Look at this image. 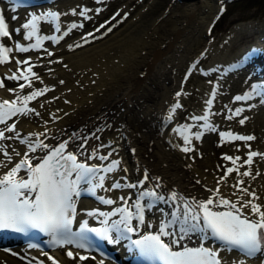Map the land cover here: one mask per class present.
<instances>
[{"label": "bare ground", "instance_id": "bare-ground-1", "mask_svg": "<svg viewBox=\"0 0 264 264\" xmlns=\"http://www.w3.org/2000/svg\"><path fill=\"white\" fill-rule=\"evenodd\" d=\"M145 3L146 1L136 0L122 6L114 15L108 14L109 23L96 33L97 38H89L88 43L82 40L86 30L92 28L94 32L106 21L100 24L94 21L92 25L79 28L77 35L75 31H72L57 44L43 41L39 49H30L25 53L13 51L10 54L14 57L10 58L9 62L0 65L2 76L0 103L9 97L13 99L19 97L22 101L23 95L29 94L33 89L44 86L52 88V91L37 97L28 104V107L40 113L39 116L35 115V112H30L26 116L18 114L0 123L3 129L15 123L16 130L20 133L19 138L0 140V146H9L8 153L12 157L9 161L3 154H0V176L19 162L27 151V145L21 144L20 140L30 132L44 131L45 127L49 129V138L45 142L58 146L73 133H76L78 138L81 132L93 133L103 126L104 130L97 133L99 140H90L89 148L100 143L116 142L118 156L122 161L121 168L127 169V172L120 171L114 174L117 178L127 176L130 182L136 183L142 178L143 170H148L149 181L138 188L98 190V194L115 200L116 203L113 205L96 203L98 201L93 200L92 197H80L77 201L79 202V219H93L94 217H89L87 212H89L88 208L96 204L99 205L96 211L103 208L105 212L113 207L124 206L119 197L124 196L129 201L131 195H127L128 192L136 191L133 194L135 195L140 189L151 190L152 185L156 183L151 177L155 176L160 177L162 187L158 191L161 193H170L174 189L186 197L197 199H206L211 195L208 189L215 190L217 181L224 175L226 167H233L231 161L222 162L220 157L213 153L215 143L220 139L216 138L217 131L205 130L201 139L196 140L194 133L198 131V127L189 130L188 134L192 135L190 146L193 151L185 153L181 151L182 136L179 132H173V128L184 125L185 120L196 112L204 111L207 107L206 99L211 98L213 85L217 88V95L211 108V112L215 113L212 115L213 126L251 132L255 137L253 141H241L240 144H236L237 140L225 141V154H231L233 157L239 155L241 159L237 163L243 164L248 152L245 144H250L251 149H257L258 153H264V104L260 103L259 98L253 96L250 101H246L247 104L255 106L251 109L245 107L246 110L239 117L226 118L231 114L227 108L231 109L239 104L231 98L232 95L238 91L250 90L252 74L248 76L247 72L251 71L248 67L224 71L225 67L235 63L236 55L248 46L245 41L239 42L244 33H252V39L260 41L264 47V17L235 23L228 31L213 36L209 33L212 29H208V26L213 18H216L223 0H189L184 3L174 1L171 6L149 22L144 17L142 18L144 15L142 6L145 7ZM50 4L56 6L62 14L60 17L62 28L66 27L67 23L81 20L78 15H71L72 9L102 8L98 3L97 5L90 4L89 0H54ZM149 4L152 6L155 0L147 1V5ZM92 14L94 12L89 13L93 18L96 13L94 16ZM8 15L19 17L15 21L9 18L10 16L6 19L10 29L12 28L10 30L12 36L22 37L23 33L18 34L13 31L25 22L26 16H24L22 7ZM47 24V22L41 23V35L46 34ZM108 28H111V31H108ZM4 40L7 41L6 46L14 48L12 39L4 38ZM69 44H82L83 46L69 49ZM49 48L51 50H48ZM45 50L51 51L54 55L48 57ZM29 58L36 65L33 71L39 75L40 80L30 77L33 80L32 88L26 87L20 90L17 81L9 80L6 76L11 75L9 74L10 69L16 70L15 61L17 59ZM49 60L53 63H49ZM57 60L61 62L56 63ZM191 61L193 65L189 77L201 67L214 65L215 69L202 76L195 84L190 85L189 77L181 83L182 71ZM258 61L262 65L261 72H264V56ZM24 67L21 65V70ZM61 80L64 81L63 84L59 82ZM9 89L16 91L10 92ZM177 92H183V95L176 97ZM174 100L179 101L181 108L176 111L175 118L169 120L167 116L170 103ZM245 116L248 119L241 125L239 120ZM45 121L48 123L45 124ZM5 134L15 136L14 133L6 132ZM76 145L77 140H71L66 153L75 152ZM101 151L106 152L108 149H101ZM17 152L20 153L19 156L16 155ZM43 153V151L29 153V156L33 157L32 163L37 160L38 155ZM115 158L116 156H113V159ZM253 159L252 176H256L257 169L261 174L255 179L242 175L239 179L244 181L241 187H248L249 190L255 189L260 197L258 203L264 205V158L258 155ZM78 160L84 162L83 154L78 157ZM90 162L101 163L95 159L88 161ZM247 168L248 166L244 165L239 171L243 173ZM18 176H25V170L22 169ZM237 179V173L234 171L226 180L220 181V195L235 201L239 191L231 185ZM197 180L201 183L197 184ZM111 182V179L107 180L105 187H110ZM233 192L237 195H232ZM247 211L245 209V212ZM168 212L169 206L159 203L147 210L145 223L157 226L161 218L168 215ZM168 239L170 240V237ZM192 240L201 241L198 235L191 234L181 242ZM15 249H18L16 255L0 249V264H27L26 260L20 258L24 256L40 258L44 264H52L47 256H52L58 264H97L100 260H103L104 264H115L108 259L97 257L95 260L87 259L82 262L78 257L72 260L66 255L69 251L67 248L56 247L48 252L29 247ZM42 253H47V255H42ZM221 256L227 260L235 257L236 253L222 252ZM258 262L254 261L255 264Z\"/></svg>", "mask_w": 264, "mask_h": 264}, {"label": "snow or ice", "instance_id": "snow-or-ice-1", "mask_svg": "<svg viewBox=\"0 0 264 264\" xmlns=\"http://www.w3.org/2000/svg\"><path fill=\"white\" fill-rule=\"evenodd\" d=\"M104 0H96V3L101 4ZM15 11V8H13ZM103 11L102 8L89 9L87 7L72 9L71 15L79 16V22L73 21L67 23L66 31H62L59 26L61 13L58 10H46L40 13H28L23 24L13 29L15 33H23V41H32L27 46H23L17 41L12 46H6L7 40L12 39V33L9 31V24L6 21L3 9H0V65L9 62L8 54L13 51L18 53L28 52L30 49H39L42 47L44 40H49L53 44L59 43L64 37L68 36L74 29L83 28L84 20H90L92 17L90 12L99 14ZM223 11V9H221ZM127 15V14H125ZM115 17H113L114 19ZM13 21L19 19L18 16L12 15ZM47 22L49 29L54 27L55 33L60 35H41V23ZM109 22L101 24L94 32L86 33L82 40L88 43L89 38H97L96 33L105 28ZM111 31V28L107 29ZM82 44H69L68 48L81 47ZM48 57H52L54 53L45 50ZM259 55H264V49L251 48L243 57V61L250 62ZM56 63L61 61L57 60ZM17 68L15 71L11 69V75L6 76L9 80L19 81L23 79L25 83H19L18 88L24 90L26 87L32 88L33 80H40L39 75L33 71L36 66L32 63L31 58L25 60L17 59L15 61ZM49 63H53L49 60ZM25 67L21 70L20 66ZM66 67V65H65ZM233 67H236L235 65ZM51 71V69H48ZM191 71V69L189 70ZM187 79V77H185ZM43 83V81H40ZM61 84L63 80L59 81ZM211 84V81H209ZM2 86V81H0ZM10 92H15L14 89H9ZM52 91L49 86L33 89L29 94L23 95L22 101L19 97L9 102L3 100L0 103V123H4L10 117H15L18 114L27 115L30 112H35L39 116L40 113L33 108L28 107L30 101L36 100L37 97L43 96L45 93ZM176 97L183 95V92H177ZM217 95L215 85L211 87V98L206 99L207 107L203 111V115L193 116V121H203V125H197L201 130L194 133V138L200 140L204 134L203 129H209L213 132L217 131L209 122V117L215 115L211 112L212 105ZM253 96L260 97L264 100V82L252 83L249 91L243 94L236 95L234 101H250ZM23 103V107L17 105ZM254 104H247L246 107L251 109ZM43 107V105H41ZM227 107V106H225ZM181 108V104L177 100L170 108L167 119L173 120L175 113ZM227 119L239 117L246 110L245 106L236 107ZM57 119L59 117H56ZM248 117H243L239 123L243 125ZM45 124L48 121L44 122ZM190 125H181L173 128V132H179L183 138L181 151L188 153L193 151L190 146L192 135H189ZM104 127L98 128L96 132L87 133L81 132L77 138L76 133H73L67 140H63L58 146L50 145L45 142L49 138V129L45 127L44 131L38 133H28L24 139L20 140L21 144L27 145V151L23 158L16 162L14 166L2 176H0V230H12L16 233H26L30 228H38L41 231L48 233L52 237V245L63 248L65 245L74 244L78 249H88L93 247V235L106 240L108 243L118 244L123 240L129 241V244L139 249L140 253L146 257L151 264H248V261L255 259L261 264H264V205L258 203L260 197L255 189L249 190L248 187H241L244 181L239 179L251 177L255 179L261 173L259 169L256 171V176H252V165L254 157L258 155L264 158V153H258L251 149L250 144H245L248 148L246 153L247 159L243 164H238L240 157L223 155L225 161H231L233 167H226V171L217 181L215 190L208 189L211 193L206 199H197L196 197H186L176 190L170 193H161L158 191L162 187L160 177H151L156 181L152 185L151 190L140 189L138 199L129 206L128 201L124 196L119 197L123 202L122 207H116L112 211L99 212L96 210L87 212L89 217H103L100 223L103 227H89L87 221H83L79 225V230L73 231L72 225L76 217L75 198L81 194H90L95 196L101 203L105 205H113L116 203L110 197L98 195V190L113 191L121 188H138L149 181V173L147 169L143 170L142 178L136 183L130 182L127 176L117 178L114 174L120 171L127 172L126 168H121L122 161L118 156V147L115 141L100 143L95 147L89 148L90 140H99L97 133L102 132ZM14 133L15 136L5 133ZM20 133L16 130V124L7 125L5 129L0 130V140H11L19 138ZM219 136L221 143L225 142L228 137L231 140L253 141V135L234 134L231 131H220ZM77 140L76 151H68L71 140ZM9 146H0V154H3L7 160L11 161L12 157L8 153ZM101 149H108L102 152ZM15 151V149H12ZM43 151L46 154L39 156L38 163L33 164V157L29 153H37ZM134 151V150H133ZM83 154L84 162H79L78 157ZM17 156L20 153H16ZM113 156H116L113 159ZM98 160L101 163L89 164L88 161ZM106 162V163H105ZM247 165L248 168L243 173L239 171L240 167ZM219 167V166H218ZM25 170V176H18L21 170ZM237 173L238 179L231 187L239 191V195L233 192L232 195H237V199L232 201L220 195L219 183L226 180L232 172ZM111 179L110 187H105V182ZM197 184L201 181L197 180ZM249 197L245 199L244 197ZM143 200L142 204L140 201ZM159 203H164L169 206L167 217L161 221L159 228L156 231H149L145 234H140L138 239H131L133 233H139L141 227L145 223L144 213ZM131 207L133 210H129ZM223 209V210H221ZM245 209L248 211L245 212ZM119 214V219L110 220L109 217ZM133 219L137 220V224H133ZM151 228V224H148ZM191 234H196L200 237L201 243L197 247L180 246V241ZM162 237H170L169 242H165ZM213 241L220 245L216 247H205L204 242ZM96 247L99 245L96 244ZM29 247H35L30 244ZM222 252H235V257L224 259L221 256ZM13 255H16L13 253ZM47 255V253H42ZM68 258L79 261L87 259L95 260L96 257L90 255H81L79 252L73 253L69 250L66 252ZM27 261V264H44V262L36 257H20ZM47 259L52 264L58 262L52 257L47 256ZM97 264H104L103 260Z\"/></svg>", "mask_w": 264, "mask_h": 264}, {"label": "rangeland", "instance_id": "rangeland-1", "mask_svg": "<svg viewBox=\"0 0 264 264\" xmlns=\"http://www.w3.org/2000/svg\"><path fill=\"white\" fill-rule=\"evenodd\" d=\"M136 0H104V3L99 4L103 9V11L100 12V14H92L94 17L90 20H87L83 22L84 26L86 27L88 25H92L94 21L101 20L109 14L114 8L116 9V12L124 5L128 3H133ZM146 1V6L143 7L142 11V18L147 20V22L151 21L153 18H155L158 14L162 13L164 9H166L168 6H171V4L176 1L177 3H184L189 0H155V4L151 6V4L147 5V1L150 0H143ZM90 4L97 5V3L93 0H89ZM158 3V4H157ZM225 4V5H224ZM224 10L218 15L212 30H209V33H211L213 36L219 35L222 32H226L230 29L232 25L235 23L247 21L249 19H253L256 17H264V0H223ZM152 9V10H151ZM153 11V12H152ZM148 12V13H147ZM154 13V15H153ZM100 17V18H98ZM108 18H106L107 20ZM139 16V20H140ZM89 23V24H88ZM139 24H142L139 22ZM88 28V27H87ZM81 29V28H80ZM80 29H74L75 35H77L80 31ZM139 30V29H137ZM247 36V37H246ZM252 34H244L243 37L240 38L241 41H250ZM235 45V42H234ZM195 74V75H194ZM192 74L189 79L190 85L195 84L196 81H199L201 79V75H199L196 71ZM215 137V136H214ZM216 138L218 139V135H216ZM215 140V139H214ZM219 141V140H218ZM225 143L216 142L215 143V150L214 154H216L222 162L224 159L222 158L223 155H225L224 148ZM240 144V143H237Z\"/></svg>", "mask_w": 264, "mask_h": 264}]
</instances>
